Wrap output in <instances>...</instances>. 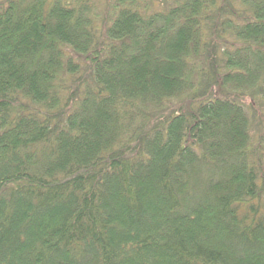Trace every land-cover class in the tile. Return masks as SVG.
I'll list each match as a JSON object with an SVG mask.
<instances>
[{"label": "trees", "instance_id": "obj_1", "mask_svg": "<svg viewBox=\"0 0 264 264\" xmlns=\"http://www.w3.org/2000/svg\"><path fill=\"white\" fill-rule=\"evenodd\" d=\"M0 264H264V0H0Z\"/></svg>", "mask_w": 264, "mask_h": 264}]
</instances>
